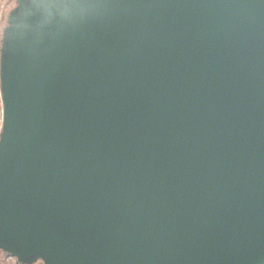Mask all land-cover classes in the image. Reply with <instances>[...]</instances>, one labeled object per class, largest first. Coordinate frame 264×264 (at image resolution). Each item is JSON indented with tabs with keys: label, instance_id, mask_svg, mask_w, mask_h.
<instances>
[{
	"label": "water",
	"instance_id": "95a60500",
	"mask_svg": "<svg viewBox=\"0 0 264 264\" xmlns=\"http://www.w3.org/2000/svg\"><path fill=\"white\" fill-rule=\"evenodd\" d=\"M14 1L0 252L264 264V0Z\"/></svg>",
	"mask_w": 264,
	"mask_h": 264
},
{
	"label": "rangeland",
	"instance_id": "374dc122",
	"mask_svg": "<svg viewBox=\"0 0 264 264\" xmlns=\"http://www.w3.org/2000/svg\"><path fill=\"white\" fill-rule=\"evenodd\" d=\"M15 1L14 0H0V34L1 30L5 25V17L8 11L14 7ZM2 125V104H1V97H0V130ZM0 264H13V261L7 259L5 254L0 252Z\"/></svg>",
	"mask_w": 264,
	"mask_h": 264
}]
</instances>
